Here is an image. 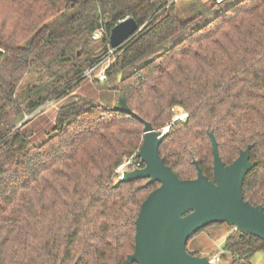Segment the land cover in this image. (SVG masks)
<instances>
[{"label":"trees","instance_id":"obj_1","mask_svg":"<svg viewBox=\"0 0 264 264\" xmlns=\"http://www.w3.org/2000/svg\"><path fill=\"white\" fill-rule=\"evenodd\" d=\"M175 2L0 0V264H119L133 251L135 217L158 183L114 185V168L135 155L144 125L111 108L120 91L157 130L175 109L187 112L158 147L181 178L196 175L193 159L212 177L208 130L224 163L251 144L256 164L242 194L264 210V0H235L213 15L227 0H188L181 11ZM128 16L140 30L113 48L106 80L84 75ZM86 77L112 100L61 104L44 140L33 141L25 114ZM260 250L264 257L261 238L233 228L218 264H251Z\"/></svg>","mask_w":264,"mask_h":264},{"label":"water","instance_id":"obj_2","mask_svg":"<svg viewBox=\"0 0 264 264\" xmlns=\"http://www.w3.org/2000/svg\"><path fill=\"white\" fill-rule=\"evenodd\" d=\"M139 30L132 16L124 17L111 27L109 45L118 48ZM111 108L127 112L144 124L142 140L135 151L143 166L124 170L114 185L144 178L145 186L158 183L142 200L135 217L133 251L119 264H215L209 261L208 255L192 254L186 249L194 232L214 222L232 225L264 241L263 205L251 204L242 194V180L256 164L250 158L251 144L239 149L231 162L224 163L215 134L208 130L212 177L204 174L193 159L196 175L181 178L158 152L167 133L154 129L150 121L137 115L126 103L123 91L119 92Z\"/></svg>","mask_w":264,"mask_h":264},{"label":"rangeland","instance_id":"obj_3","mask_svg":"<svg viewBox=\"0 0 264 264\" xmlns=\"http://www.w3.org/2000/svg\"><path fill=\"white\" fill-rule=\"evenodd\" d=\"M233 1L235 0H227V2H224L221 6H216V9L210 15L215 14V12H221L227 5H229V3H232ZM187 2L188 0H176L175 5H177V9L181 11L186 9L185 6ZM60 28L61 25H55L53 33L55 31H59ZM97 38L99 37L97 36ZM95 52H100V48H97ZM112 59L113 58L109 56L106 64L108 65ZM94 72L96 73V71ZM116 77V79H118L119 75ZM91 79L92 77H86V79L80 82L69 94L63 95L61 98L49 99L38 109L25 114L23 121L26 120V122L23 129L27 132L30 130L32 131L33 134L31 139L33 141L39 143L44 140L46 132L49 131L55 123V116L61 104L75 100L78 96L94 97L101 101L112 100V97L104 98L107 91L98 89ZM104 80L106 79L104 78ZM113 81L114 80H112V82ZM100 82L101 84L104 83V81ZM103 98L105 100H103ZM231 230H233L231 225L216 226L214 224H210V226H206L195 232V234L188 239L186 248L192 250V247L193 249L198 247L200 255H209V252L221 253L223 251L224 238ZM250 261L251 264H264L262 250L256 251L252 255Z\"/></svg>","mask_w":264,"mask_h":264},{"label":"built area","instance_id":"obj_4","mask_svg":"<svg viewBox=\"0 0 264 264\" xmlns=\"http://www.w3.org/2000/svg\"><path fill=\"white\" fill-rule=\"evenodd\" d=\"M201 1H205V0H201ZM212 1H214L215 3H220L221 1H224V0H212ZM101 32H102L101 28L96 29L93 32V37L99 36ZM112 50H113V48L110 47L108 49L107 54L103 55L98 61H96L94 64H92L91 67H89L87 70H85L83 72L84 75L88 76V75H91L94 71H96L99 78L104 79L106 76V74L104 72V69L107 66L106 61L109 59V54L112 52ZM186 115H187L186 111L175 109L174 114L171 117V119H172L171 122L163 125L159 129L161 131L166 132L169 129L171 123L175 122L176 120L184 118ZM142 166H143V163L140 160V158L136 157L135 155H130L114 168L116 178L120 177L122 175V172L124 170H127L128 168L129 169L130 168H138V167H142ZM218 255H219L218 253H212L211 255H208L209 261L210 262L212 261L213 263L218 264Z\"/></svg>","mask_w":264,"mask_h":264}]
</instances>
